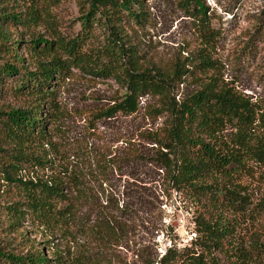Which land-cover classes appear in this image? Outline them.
Instances as JSON below:
<instances>
[{"label": "rangeland", "instance_id": "1", "mask_svg": "<svg viewBox=\"0 0 264 264\" xmlns=\"http://www.w3.org/2000/svg\"><path fill=\"white\" fill-rule=\"evenodd\" d=\"M205 7L201 19L188 15L183 0H138L132 7L139 11L135 20L120 17L119 32L131 44L138 61L148 69H157L176 80V98L202 84L229 86L249 99L255 107V140L238 178V189L246 206L238 213H224L229 233L223 248H196L206 264H256L243 259L250 231L264 224V0H199ZM17 6L35 4L40 19L29 27L7 26L10 37L19 43L22 64L33 70L40 55L30 48V38L41 35L55 46V38L82 35L80 15L87 0H17ZM104 32L99 23L83 35L85 45L100 43ZM9 43V42H8ZM41 44L34 49L37 52ZM37 50V51H36ZM62 55V53L54 52ZM51 53L42 54L49 56ZM39 55V56H38ZM16 75L2 77L0 108L22 107L28 99L14 88ZM47 90L57 103L55 119L48 130L50 144L42 150L36 145L28 153L41 156L47 166L21 165L16 169L24 179L47 177L61 167L91 161L83 181L93 197L105 202L106 196L124 198L134 189L142 192L141 210L131 214L116 241L99 243L92 234L75 236L60 233L55 226L32 223L22 210L20 217L8 213L7 205L21 200L19 190L3 179V165L10 161L0 155V247L12 252L40 249L44 264H155L156 254L171 241L180 248L188 244L195 207L180 192L163 189L162 169L149 162L155 144L149 132L162 124L161 115L150 113L154 98L139 99V108L131 113L102 115L114 104L119 89L109 78L86 74L68 67L59 79L52 77ZM234 129L225 127V136ZM2 153L9 154L11 144L0 133ZM259 148L261 151H256ZM47 159H46V158ZM97 162V164L95 163ZM104 173L101 172L105 163ZM52 164V165H50ZM98 168V170L96 169ZM9 169V168H8ZM100 169V170H99ZM128 200V199H127ZM95 212H93V215ZM92 219L88 224H92ZM231 230V231H230ZM121 233V234H120ZM168 236V237H167ZM170 238V240H169ZM174 264H183L176 260Z\"/></svg>", "mask_w": 264, "mask_h": 264}, {"label": "trees", "instance_id": "2", "mask_svg": "<svg viewBox=\"0 0 264 264\" xmlns=\"http://www.w3.org/2000/svg\"><path fill=\"white\" fill-rule=\"evenodd\" d=\"M16 1L0 0V85L3 76L16 75L14 89L28 99L22 107L0 108V133L11 144L9 154L2 153L5 148L0 146V155L10 161L3 165V179L17 186L21 197L6 206L8 213L20 217L22 210L17 207L21 205L32 223L55 226L64 234H92L99 243L108 244L119 238L125 226L121 219L128 220V216L145 205L143 191L136 189L125 193L120 203L110 195L103 204L93 197L83 181L86 175L92 174L89 157L85 163L74 162L70 168L60 166L52 175L36 176L34 180L24 179L15 171L31 163L41 168L47 166L46 160L29 154L28 148L36 145L44 150L43 145L50 144L47 129L56 117L57 103L47 86L52 77L59 79L68 67L74 66L117 84L118 96L114 104L101 111L102 115L128 114L139 108L141 97L154 98L150 113L161 115L163 119L155 131L147 134L155 144L148 160L162 169L163 189L183 193L196 213L190 221L189 232L193 235L188 244L177 248L170 241L156 254L154 263L174 264L179 260L183 264H206L196 248L222 249L230 228L223 214L241 212L246 206L245 197L238 189V178L256 143L254 104L233 88L210 82L176 98V83L181 81H175L168 73L142 66L131 44L125 43L119 32L118 21L123 14L133 20L138 17L139 11L132 9L138 0H87L80 15L84 33L99 23L105 30L103 41L85 45L84 33L63 39L56 36L55 46L51 47L48 39L32 36L29 50L40 56L35 58L34 69L28 70L17 52L19 39L13 40L6 27L13 24L29 27L41 16L35 4L24 3L21 10ZM183 6L192 17L201 19L204 15L205 7L199 0H183ZM38 44L41 49L35 52ZM48 52L51 54L47 58L42 56ZM227 126L234 129L229 136L224 133ZM107 165L111 163H105L102 173ZM91 215L93 222L88 224ZM245 243V250L241 252L243 259L264 264V224L254 227ZM44 263L46 258L40 249L12 252L0 247V264ZM213 264L220 263L216 260Z\"/></svg>", "mask_w": 264, "mask_h": 264}]
</instances>
